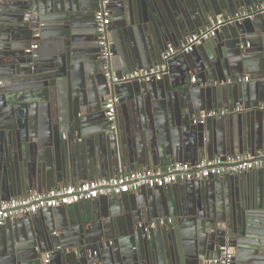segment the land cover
Masks as SVG:
<instances>
[{
  "label": "water",
  "instance_id": "water-1",
  "mask_svg": "<svg viewBox=\"0 0 264 264\" xmlns=\"http://www.w3.org/2000/svg\"><path fill=\"white\" fill-rule=\"evenodd\" d=\"M99 3L0 0V202L137 167L264 150V39L256 47L254 37L264 38V18L223 26L173 56L159 82L118 84L100 57ZM258 4L264 0H109V31L120 36L114 45L109 38L111 75L163 65L167 47L210 18ZM33 42L39 49L27 53ZM245 75L247 83L226 84ZM106 97L117 100L114 123L104 116ZM237 106L218 128L207 124L213 119L193 124L202 111ZM254 171L9 220L0 227V264H220L222 246L234 250L232 264H264V168ZM160 218L174 223L138 228Z\"/></svg>",
  "mask_w": 264,
  "mask_h": 264
},
{
  "label": "built area",
  "instance_id": "built-area-1",
  "mask_svg": "<svg viewBox=\"0 0 264 264\" xmlns=\"http://www.w3.org/2000/svg\"><path fill=\"white\" fill-rule=\"evenodd\" d=\"M256 17L264 18V5H254L244 8L235 14H223L216 18H210L208 25L197 33H192L184 38L179 47L169 45L162 55L163 65L152 68L135 70L131 73L116 77L111 75L110 59L112 58L111 42L108 31L111 24V10L108 0H100L98 10L94 14L96 25V39L100 50V57L106 62L104 70L106 77L111 78L114 83L125 84L131 82H159L163 79L166 72L165 63L173 56L187 54L195 47L215 38L218 31L223 26L240 23L244 20H252ZM38 48L37 44H32L29 53ZM195 78H192V83ZM249 77H239L227 79L226 84L247 83ZM1 85V82H0ZM117 100L106 97L104 101V116L108 122L114 123L116 118ZM264 110V105L260 106ZM233 110V111H232ZM230 110H207L199 113L193 119V124H204L207 120L217 117H225L230 112H240L242 108L237 106ZM264 168V150L259 151L255 156L248 154H235L229 156H219L212 160L204 159L195 165L189 163H173L164 168L139 169L132 172L119 174L110 179H100L86 181L75 185L57 187L49 192L38 194L33 192L25 197L11 198L0 202V227L7 221L24 216H32L44 209H54L61 206H71L84 201H95L100 197L120 196L139 191L140 188L148 189L165 188L175 184H184L190 181H200L211 177H221L223 175L238 176L246 172L260 170ZM171 218H160L151 220L148 223H138V228L145 232L155 230L157 227L171 226ZM57 235V233H53ZM59 247L56 249L58 250ZM220 264H232L234 250L228 246L219 248ZM50 253L45 255L44 263ZM209 262L210 264L215 263Z\"/></svg>",
  "mask_w": 264,
  "mask_h": 264
},
{
  "label": "crops",
  "instance_id": "crops-1",
  "mask_svg": "<svg viewBox=\"0 0 264 264\" xmlns=\"http://www.w3.org/2000/svg\"><path fill=\"white\" fill-rule=\"evenodd\" d=\"M109 1V0H108ZM113 3V2H112ZM258 5H264V4H258ZM254 6V5H253ZM250 7H252V6H250ZM250 7H248V8H250ZM242 9H244V8H242ZM98 10V9H97ZM110 10H111V8H110ZM113 13V11L111 10V14ZM223 15V14H222ZM94 19V18H93ZM112 22H113V16L111 15V24H110V26L112 25ZM110 28V27H109ZM108 36H109V38H110V40L112 41V45H114L115 43H113V41H116L117 43H119L118 41H119V39H120V36L115 32V30H113V31H108ZM260 36L261 35H255L254 37H255V40H256V47H259V45L260 46H263V43H262V41H263V39L264 38H260ZM32 44H37L38 45V49H39V47H40V44H39V42H33ZM111 45V46H112ZM248 44H247V49H249L248 48ZM112 47H114V46H112ZM111 51H113V48L111 49ZM162 55H163V53H162ZM261 66L263 67V62H261V65H258L257 67H255L254 68V70L252 71V77L253 78H257V77H259L260 76V73H261ZM155 67V66H154ZM172 68V67H171ZM172 74L173 75H176V71H175V68L173 67L172 69ZM166 72H168V68L166 67ZM166 72H165V74H166ZM125 74H128V73H124V72H122V75H125ZM244 77H250L249 75H245ZM192 78H194V76H192L191 78H190V80H188V84H195L196 83V81L194 82V83H192ZM219 109H223V110H225V109H227V108H214V109H211V110H219ZM232 110V109H231ZM233 111V110H232ZM236 114V112L234 113V112H230L228 115H226L225 117H217V118H214L213 120H210V121H208V123L207 124H218V125H215V126H217V128L219 127V126H221L222 124H223V122H224V120H227V118H231L233 115H235ZM49 119H50V117H49ZM215 128V127H214ZM184 163V162H183ZM190 165H193V164H190ZM139 169H144V168H141V167H137L136 168V170H139ZM254 172H257V171H254ZM244 174H248V173H244ZM243 174V176H245ZM250 174V173H249ZM247 176V175H246ZM82 182H86V181H82ZM82 182H79V183H82ZM79 183H77V184H79ZM63 186H69V185H59L58 187H63ZM146 189H148V188H146ZM139 195V191H137V192H134V193H129V194H127L126 196H129V195ZM27 196V195H26ZM23 197H25V196H23ZM15 198H21V197H15ZM80 204H82V203H80ZM43 210H41V211H39L38 213H37V215H42L41 214V212H42ZM59 218L61 217V213H59L58 215H57ZM56 216V217H57ZM172 220H173V218H171ZM173 222H174V220H173ZM2 230V232H4L5 233V229H1ZM53 233H57V235H54ZM52 234H51V237H58L59 236V231H56L55 230V232H53ZM69 243V242H68ZM69 245H70V243H69ZM58 247H55L54 249H57Z\"/></svg>",
  "mask_w": 264,
  "mask_h": 264
}]
</instances>
